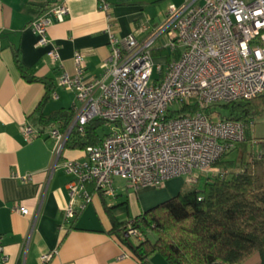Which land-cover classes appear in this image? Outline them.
<instances>
[{
  "label": "built area",
  "instance_id": "obj_1",
  "mask_svg": "<svg viewBox=\"0 0 264 264\" xmlns=\"http://www.w3.org/2000/svg\"><path fill=\"white\" fill-rule=\"evenodd\" d=\"M99 2L109 17L110 56L98 78L84 79L82 52L73 60L76 75L60 73L56 87L75 93L76 102L68 127L51 128L48 133L54 141V159L47 173L59 167L70 135L84 134L95 120L106 122L111 132L100 145L85 151V160L63 162L72 176L66 184L70 200L63 227L92 202L89 186L101 196L113 197L118 179L138 191L162 188L183 177L188 186H194L205 174L218 171L214 165L246 140L255 121L211 119L205 112L264 94V0H188L181 8L170 5L161 26L143 38L141 30H136L124 40L115 36L110 5L106 0ZM66 12L67 7L60 4L30 26L38 46L50 47L47 57L53 62L59 60V53L47 38V29ZM160 50L170 56H160L162 61L157 62L153 53ZM156 71L158 79H154ZM51 98L57 99L58 94ZM184 105L197 106L199 111L184 117L171 115ZM172 106L179 110H171ZM22 132L29 138L35 130L25 125ZM17 178L26 183L32 176ZM12 211L31 215L22 204ZM127 234L135 242L141 239L140 231L132 227ZM51 258V254L43 255L41 264H49Z\"/></svg>",
  "mask_w": 264,
  "mask_h": 264
},
{
  "label": "crops",
  "instance_id": "obj_2",
  "mask_svg": "<svg viewBox=\"0 0 264 264\" xmlns=\"http://www.w3.org/2000/svg\"><path fill=\"white\" fill-rule=\"evenodd\" d=\"M106 1L117 38L139 29L144 37L160 24L155 22L154 8L164 0ZM60 4L67 7V14L60 21L55 18L47 29V38L59 53V60L53 62L47 57L50 47L38 46L30 26ZM107 22L109 17L101 11L99 0H0V264H41L45 254L52 255L49 264H142L129 245L110 232L113 220L133 222L184 188L182 178H176L162 188L134 191L118 179L114 196L108 197L89 186L92 202L63 227L70 200L66 184L72 176L62 165L65 159L85 160V152L65 150L59 167L53 174L47 173L54 159V141L48 136L51 128H43L40 113H36L45 98V86L28 83L15 64V56L30 75L56 83L62 72L76 75L73 60L82 52L86 56L84 79L98 78L110 56ZM55 92L58 98L46 102L45 115L71 109L76 102L73 92L60 88ZM25 125L35 130L29 138L22 132ZM27 174L32 179L26 183L17 178ZM16 204L27 207L31 215L12 211ZM149 264L168 263L154 254ZM243 264H261V258L255 255Z\"/></svg>",
  "mask_w": 264,
  "mask_h": 264
},
{
  "label": "trees",
  "instance_id": "obj_3",
  "mask_svg": "<svg viewBox=\"0 0 264 264\" xmlns=\"http://www.w3.org/2000/svg\"><path fill=\"white\" fill-rule=\"evenodd\" d=\"M165 54L169 57L166 50L153 53L154 57ZM15 60L28 83L45 86V98L36 110L40 113L39 124L43 128L65 130L73 120V108L49 115L42 112L57 89L56 83L30 75L19 64L17 55ZM198 111L197 106L184 105L171 115L184 117ZM263 112L264 94L252 100L217 105L205 113L211 119L222 117L248 123ZM103 125L108 124L95 120L87 125L84 134L70 135L65 150L85 152L89 147L100 145L108 135L103 138L98 135ZM255 143L260 142L252 138L248 130L246 140L237 143L214 165L222 171L220 175L214 179L199 178L196 185L184 187L177 196L142 213L133 222L120 223L112 219L110 232L126 244L125 234L130 227L140 231L141 239L132 242V250L142 264H149L154 254L162 256L168 264H243L255 255H259L264 264V155L253 157ZM233 153L240 155V161L228 159ZM149 233L155 236L153 242Z\"/></svg>",
  "mask_w": 264,
  "mask_h": 264
},
{
  "label": "rangeland",
  "instance_id": "obj_4",
  "mask_svg": "<svg viewBox=\"0 0 264 264\" xmlns=\"http://www.w3.org/2000/svg\"><path fill=\"white\" fill-rule=\"evenodd\" d=\"M186 1L188 0H164L162 2H160L156 8L157 11L154 13L156 18L157 23H160L157 27L161 26L166 18V12L168 10V7L170 5H174L177 8H181L186 4ZM190 1V0H189ZM164 13V16L162 17L161 14ZM162 22V23H161ZM156 27V28H157ZM132 35V34H131ZM130 36V34L128 35ZM127 36V37H128ZM143 38V37H141ZM120 40H124L125 38H119ZM169 54V53H168ZM164 56L163 58H167V54L165 55H161ZM170 56V54H169ZM159 56L155 57L157 62H161L162 60L160 58H158ZM159 73L156 71L154 74V79H158L159 78ZM61 103H63V101H61ZM60 102L55 104V105H59L61 104ZM69 108V107H68ZM171 110H179L178 106H172ZM223 112H225L223 110ZM255 121V126L253 127L252 131H250V136L252 138H254L255 140L259 141L260 143L264 141V112L262 114H260L258 117H256L254 119ZM98 135H100L101 138H103L105 135H107L108 133L111 132V126L110 125H103L98 129ZM258 144L255 143L253 146V157H260L262 155H264V144ZM229 160H239L240 159V155L239 154H231L228 157ZM240 161V160H239ZM238 161V162H239ZM222 171H215L213 173H209V174H205L204 177H209V179H214L215 177H217L218 175L221 174ZM185 177L182 178V180L184 181V187H190L185 183ZM149 237L152 240V242L155 240V236H153L151 233H149ZM132 241H134V239H132ZM135 242V241H134Z\"/></svg>",
  "mask_w": 264,
  "mask_h": 264
},
{
  "label": "water",
  "instance_id": "obj_5",
  "mask_svg": "<svg viewBox=\"0 0 264 264\" xmlns=\"http://www.w3.org/2000/svg\"><path fill=\"white\" fill-rule=\"evenodd\" d=\"M125 240H126V244L129 245V247L131 249H133L134 248V245H133V243H131L130 237L128 236L127 233L125 234Z\"/></svg>",
  "mask_w": 264,
  "mask_h": 264
}]
</instances>
